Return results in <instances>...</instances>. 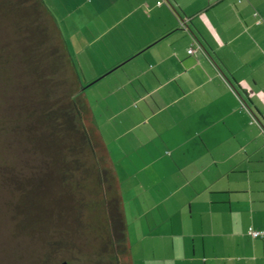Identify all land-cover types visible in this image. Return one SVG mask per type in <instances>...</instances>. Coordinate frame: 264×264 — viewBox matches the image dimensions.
<instances>
[{
	"label": "crops",
	"instance_id": "obj_1",
	"mask_svg": "<svg viewBox=\"0 0 264 264\" xmlns=\"http://www.w3.org/2000/svg\"><path fill=\"white\" fill-rule=\"evenodd\" d=\"M44 1L114 165L131 263L264 264V0Z\"/></svg>",
	"mask_w": 264,
	"mask_h": 264
},
{
	"label": "trees",
	"instance_id": "obj_2",
	"mask_svg": "<svg viewBox=\"0 0 264 264\" xmlns=\"http://www.w3.org/2000/svg\"><path fill=\"white\" fill-rule=\"evenodd\" d=\"M85 88L45 1L0 0V180L10 169V183L29 185L16 198L18 230L84 237L87 251L64 264H132L120 185Z\"/></svg>",
	"mask_w": 264,
	"mask_h": 264
},
{
	"label": "rangeland",
	"instance_id": "obj_3",
	"mask_svg": "<svg viewBox=\"0 0 264 264\" xmlns=\"http://www.w3.org/2000/svg\"><path fill=\"white\" fill-rule=\"evenodd\" d=\"M62 33L64 34V32ZM4 36H7L5 28ZM76 66L79 68L78 64ZM0 98V104H4L0 106V116H6L8 111L6 100L8 97L0 91ZM1 138L6 140L4 136H1ZM18 155L21 159H24L27 166L34 164L31 155L22 152L21 148L18 150ZM29 168L27 167L26 174H30ZM15 172V170L6 169V182L0 180V264H64L65 260L73 262L75 255H81L89 247L85 238L80 237L71 229L69 233L62 235L57 233L47 234L46 237L36 230L29 232L23 228L18 230L17 224L23 217V210L19 209L20 213L16 211V198L25 189V186L29 187V185L25 180L18 185L10 183L9 177L13 178ZM14 177L17 178V175ZM40 187L38 189L41 190ZM66 223L67 225L64 227L71 226L70 216H68Z\"/></svg>",
	"mask_w": 264,
	"mask_h": 264
},
{
	"label": "built area",
	"instance_id": "obj_4",
	"mask_svg": "<svg viewBox=\"0 0 264 264\" xmlns=\"http://www.w3.org/2000/svg\"><path fill=\"white\" fill-rule=\"evenodd\" d=\"M159 2H161V1H159ZM255 14L257 15V12ZM259 22H260V20H259ZM188 52L189 53H195L196 52V48L194 46H191V47L188 48ZM250 234L255 236V237H258V236L264 237V230L252 228V229H250Z\"/></svg>",
	"mask_w": 264,
	"mask_h": 264
}]
</instances>
